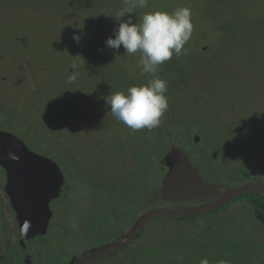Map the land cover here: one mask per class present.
Returning a JSON list of instances; mask_svg holds the SVG:
<instances>
[{
    "label": "rangeland",
    "instance_id": "obj_1",
    "mask_svg": "<svg viewBox=\"0 0 264 264\" xmlns=\"http://www.w3.org/2000/svg\"><path fill=\"white\" fill-rule=\"evenodd\" d=\"M214 1L216 0H211L212 3ZM211 2L148 1L154 12L160 6L167 8L166 12L169 13L181 7L191 10V38L185 44L182 54H174L171 60L160 65L156 75L161 76L166 70V64H169L166 76L182 83L173 84L178 89L181 87L176 93L168 85V104L172 97L183 96L184 91L186 94L194 92L201 97V103L206 100L205 103L211 104L207 108L199 106L200 112H204L205 119L209 122L202 121L200 117V120L195 118L179 103H175L180 107L175 106L170 115L182 117L184 127L174 120L169 122L163 116L162 131L140 129L144 134L133 141L129 133L135 130L112 115L104 97L115 92H126L131 86L146 84L153 77L142 73L138 65L139 53L127 54L123 46L114 54H110L113 49H107L108 56L102 58V62L98 59L91 60L94 56L91 53L94 47L91 48V45L95 44L97 37H103V42H106L118 23L126 20L125 17L121 21L115 20L119 8L126 6V0H0V54L2 50L5 53L0 55V132L16 135L29 149L56 162L68 185L66 195L52 202L55 213L48 218V233L29 237L36 236L38 239L37 242L27 243L25 247L26 250L31 249L29 251L32 259L35 258L33 260L70 261L74 254H82L84 250L112 243L125 235L144 211L155 205L167 204L163 199L152 198L149 193L155 190L158 177L169 172L166 166L169 165L168 162L161 163V160L167 156V145L172 136L178 138L176 142L180 143L185 153L199 167L206 169H214L216 165L215 160L207 158L215 141L219 137L222 140L224 137H233V134L227 137L225 132L216 135L215 130H212L213 120H218L223 125L227 123L233 129L239 128V132L246 129L232 139L236 142L243 138L244 142L238 141L235 150V145L232 144L233 147L225 154V158L230 156L236 161V165L239 162L237 159L243 160V154L252 153L260 146L264 137V23L255 22L252 14L256 8V17L264 18V0L257 7L254 6L255 0H244L245 6H242L243 0H233L240 4L242 17L238 20L227 17L226 20L230 21L221 30L215 25L214 19L207 17L221 11L224 12L219 17L221 19L223 14H228L233 3L230 2L228 10H222ZM220 6L222 8L223 4ZM211 9L214 10L209 13ZM138 10L139 19L134 18L137 24L145 13ZM74 35L82 37L79 43L73 40ZM101 45L103 47L105 43ZM197 46L198 49L195 48ZM177 57L181 64H175ZM99 62L107 68L102 71ZM73 72L76 79L69 82L68 78ZM160 78L164 79L162 76ZM167 82L170 83L169 80ZM209 108H214L216 114H211ZM239 115H243L245 120L238 118ZM223 128L221 126L222 130ZM195 135H199V141H194ZM117 140L118 144H122L120 141L130 143L128 146L129 149L133 148L132 152L126 148L118 152L114 148ZM2 146L3 143L0 144V149ZM174 147L179 146L174 144ZM74 151L76 161L73 158ZM262 151L264 162V146ZM90 152L92 162H88V166L100 164L103 152L105 156H119L116 159L119 162L123 161L122 157L127 153H137L139 161L146 160L148 169L136 170L132 175L133 179L130 174H124L123 178L129 177L127 182L130 186L134 185L133 190L139 199L137 206L118 198L113 207L114 202L111 200L114 199L101 202L102 200L89 196L94 191L91 187L93 181H88L84 164L87 163L86 158ZM2 158L0 155V264H21L27 252L19 243L20 227L12 223L16 221L10 209H7L6 187L10 171L5 169L7 174L1 169L5 166ZM252 158L255 156L252 155L250 159ZM103 159L101 163L105 164L107 159ZM248 162L241 161V164L246 165L258 177L257 166L251 162L247 165ZM229 167L232 168L227 165L215 169V177L223 179L221 174L224 171L228 173V181L231 173ZM120 177L112 181L117 184ZM109 203L110 207H103ZM82 207L85 217L89 216L88 209L91 208L90 214L102 213L100 223L95 224L92 229L90 226L85 228L84 223L79 225L75 218ZM103 209H106L105 214ZM229 210L230 213L233 212L231 208ZM149 223L144 227L145 238L152 237L162 228L172 229V225L164 219L157 221L152 227H148ZM11 229L13 232L9 235ZM62 234L67 238L62 239ZM262 258L260 262H264V256ZM103 264L116 263L109 260Z\"/></svg>",
    "mask_w": 264,
    "mask_h": 264
},
{
    "label": "trees",
    "instance_id": "obj_2",
    "mask_svg": "<svg viewBox=\"0 0 264 264\" xmlns=\"http://www.w3.org/2000/svg\"><path fill=\"white\" fill-rule=\"evenodd\" d=\"M230 2L233 3V6H230L232 8L228 11V14L227 12L226 14H223L221 19L219 17L222 13H224L221 11H217L218 14L216 15L215 14L212 16L208 15L209 17H207V18H212L211 20L214 19V22H216L215 25L218 26L220 30L225 29L227 22L230 21V20H226L228 19L227 17H230L233 20H238L240 17H242L240 4H238V2H233V0H230ZM230 2L228 0H216L213 3L211 2V4H213L214 6L217 5L218 9L220 8L222 10H226V9L228 10ZM261 2H263V0H255L254 6L257 7L260 4H263ZM221 3L223 4L222 8L220 6ZM236 3L238 5H236ZM245 5L246 4L244 3L243 0L242 6ZM123 8L124 6L119 9L121 10ZM166 9L167 8L160 6L157 9V11L166 12ZM137 10L138 8H135L134 14L131 15H133L134 18L139 19L138 17L139 14ZM140 10L145 12H154V8L150 4H148L146 8H141L138 11L140 12ZM213 10L214 9L208 11L210 13ZM255 10L252 14V19H254L255 22L264 23L263 17H259V18L256 17ZM203 17L205 19V16ZM125 18L127 19V16H125ZM135 22L137 21L135 20ZM97 27H99L98 23H97ZM110 35H111L110 37H114V33L111 34L110 32ZM103 43H105L103 42V37L102 38L97 37L95 44L91 45L89 43L91 45V48L92 46L94 47V50L91 52L94 55L93 58H91L92 61L94 59H98L99 61L101 60L102 62L104 61V59L102 58L108 56L107 49L109 48H107L105 45H103L102 47L101 44ZM101 47L103 48L102 51L98 50ZM198 47L199 46L195 48L198 49ZM114 52H116V50L114 51L111 50L110 54H114ZM3 54L5 53L2 50L0 55L3 56ZM178 62L179 60L177 57L175 64H177ZM179 63L181 64V62ZM109 64H110V60H109ZM99 65L102 66V71L107 68L106 66H103L100 62ZM168 70H169V64H166V70L165 72L162 73L161 76L162 78L166 79V81L168 80L170 81L168 85L171 86L172 89H174L175 93L177 91L179 92L181 90V87H179L178 89V86H173V84L182 83V81L176 82V79L167 77L166 71ZM184 92L185 93L183 96L181 97L178 96L177 98L172 97L173 99L170 100V104H168V110L164 114V116L168 118V121L171 122L174 120L178 125H183V127L185 126L184 119L182 117L171 116L172 113L174 112L173 109L175 108L176 104L179 103L180 106L183 107V109L185 108L190 115L195 116V118L199 120L201 118L202 121L209 122L208 119H205L204 112H200L199 106L203 105L204 108H207V105L211 106V104L205 103L206 100H204L201 103L200 101L201 97L199 98L198 95L194 94V92L188 94H186V91ZM186 104L189 105L186 106ZM180 106L178 107L176 106V107L179 108ZM209 110L211 114H216V110L214 108L212 109L209 108ZM218 115L219 114H217L215 117L217 118ZM239 117L241 120H245L244 119L245 117L243 115H239L238 118ZM161 123L158 127L154 128L155 131H158V129L160 131L163 130V124ZM221 126H224L223 130L221 129ZM212 130H215L216 135L225 132V135L227 137L229 134H233V137L235 138L236 136L242 134V132H245L246 129L243 130L242 132H239L240 130L239 128L233 129V127L231 128L230 126H228L227 123L223 125L220 124V121L218 122V120H213ZM213 133L214 132H212V134ZM142 134L144 133L143 131L141 133L140 130H135L131 134L129 133V135H131V137L133 138V141H135L134 138L136 139L137 136ZM233 137H230L229 139L228 138L225 139L224 137L223 140L219 137V139L215 141V144L211 146L210 148L211 151L208 154L207 158H209L210 161L211 159L215 160L216 165L214 169H208V168L206 169L203 167H199L196 164L195 160L191 156L185 153V149L183 150L180 143L176 142L178 140L176 136L174 137L172 136L170 138V142L167 145L168 146L167 156L165 157V159L161 160V163L168 162L172 152L173 145L177 144L182 150V152L187 155L189 162L193 165L195 171L197 172V176L200 179L201 184L205 187L212 188L217 192L225 191L231 187L242 185L250 180L257 179V177H255V175L253 174L252 170L248 169L246 165L241 164V161L244 162L249 161L253 165L257 166L258 168L257 172L259 174L258 175L259 178L257 180L259 179L264 180V162L262 161L263 160L262 149L264 146V137L260 146L256 147L252 153L246 152L245 154L242 155L243 160L242 158L237 159L239 160L237 165L235 164L236 161H234L230 156H227L225 158V154L227 150L230 151V149L233 147L232 144L235 145L234 146V150H235L238 146L237 145L238 141L244 142L243 138L242 140H238L234 142L232 141V139H234ZM120 142L124 145V147L122 144H118V140L116 145L114 146V148L118 149V152L123 150V148L124 149L126 148L129 151L133 149V148L129 149L130 147L128 145H131L130 143L123 141ZM126 152H124V154H126ZM103 154L104 155H101L102 160H100V164L98 165L95 166L87 165L88 162L89 163L92 162L91 152L89 154V157L86 158V162H87L85 163L86 165L83 162H79L84 164V168L86 169V173L88 174L87 176L88 181L89 180L93 181V185H91V187L93 188L94 191L92 195L89 194V196L91 198L95 197L96 200L97 199L102 200L101 202H103V200L107 201L110 199H114L113 201L111 200V202H114L113 207H115L114 206L116 205L115 201L118 198H122L126 200V202H128L130 205L137 206V202L139 201V199L137 198L136 193L134 191L135 190L134 185L130 186V184L127 182L129 177L127 179H123V178H124V174H130L131 175L130 177L133 179L132 175L134 176L136 170L138 172L139 170L141 171L142 168L148 169L146 165V160L143 159L139 161L140 159L137 158L138 156L137 153H132V154L127 153L126 156L122 157L123 161L120 160L119 162L116 161L117 157L119 158V156L116 157L115 155H113V157H109V156H105L104 152ZM252 155L255 156L254 159L253 158L250 159ZM76 157L77 156L74 151V155H73L74 160ZM104 157L107 159L105 164L101 163L104 160L103 159ZM88 159L91 160L88 161ZM111 161H115V162L112 163ZM117 162L119 163L117 164ZM249 162L246 164L248 165ZM100 165H104V166H100ZM227 165L232 166V168L229 167L231 169L230 171L231 173L229 172L230 173L228 180L229 182L226 181L228 177V173H224V171L221 174L224 178L223 179L221 178L220 181L219 177H215L214 174L216 172H214V170L220 167L222 168L223 166L226 167ZM234 165L236 167H234ZM166 166L169 169V166L167 164ZM1 169L3 170V172L6 171L4 167H2ZM105 169H107L106 173H105ZM118 176H121L120 177L121 179L120 182L116 184L112 180L114 178H117ZM158 180L159 182L156 183L155 190L149 193V196L151 195L152 198L154 199H163L165 201H170L175 204L184 203L187 205L190 204L195 205L198 203L212 200L214 198V195H209L208 197L205 198H199L198 189H195L190 193H189V189H187L186 187H180L181 189H178V187L174 185L173 182H175V180H172V177L170 176L169 172H166L161 177H158ZM67 190H68V185L64 183L62 186V191L60 196L58 198H55L54 201L59 198H63V196L66 195ZM140 192L141 191H139V193ZM237 200L239 202H237ZM2 201H4V199ZM232 204H234L233 207ZM103 207L104 208L110 207V203L106 204ZM154 207H156V205ZM229 208H231V210L233 211L232 213L229 212L230 211ZM91 209H88L89 216L85 217V215L83 214L84 212L83 207L80 208V213H78L75 218L77 219L79 225L84 223L85 228L90 226V228L92 229L95 226V224L100 223V218L102 216V213L101 214L98 213L97 215H94L93 213L90 214ZM51 212H52L51 215L55 213L54 208L52 209V207H51ZM102 212L105 214L106 209H103ZM75 215L76 213L74 214V216ZM162 219L167 220L172 225V229L162 228L160 229L159 232L155 233L152 237L149 238L144 237L145 229H143L140 232V234L130 244L118 250L117 252L109 255L105 259L91 264H103L109 260L114 261L116 264H122L124 262H126V264H200V261L205 258L209 261V264H221L222 261L224 262V264H264V262H260L263 259L262 257L264 256V193L243 194L235 198L233 201L203 214L183 215V216H157L150 221L148 227L154 226L157 223V221ZM84 220H86V222H84ZM71 229L73 230V228ZM12 232L13 230L11 229L9 235H11ZM60 232L64 233V231H60ZM47 233L48 232L46 231L44 235ZM65 237L66 235L64 234L61 235L62 239H64ZM28 241L34 242L33 240H28ZM29 250L31 251V249ZM29 250H27V252H29L30 254ZM90 251L91 249H88L83 254H88L90 253Z\"/></svg>",
    "mask_w": 264,
    "mask_h": 264
},
{
    "label": "water",
    "instance_id": "obj_3",
    "mask_svg": "<svg viewBox=\"0 0 264 264\" xmlns=\"http://www.w3.org/2000/svg\"><path fill=\"white\" fill-rule=\"evenodd\" d=\"M195 135V141H199ZM0 149L2 163L10 171L7 185V194L16 210V217L22 232L21 240L33 237L38 233L47 231V221L51 217L50 202L58 198L65 183L61 167L49 158L29 149L16 135L0 132ZM12 153V156H9ZM6 155V158H4ZM8 156V157H7ZM8 160V163L6 162ZM9 164V165H8ZM169 174L174 185L186 187L189 193L199 190L198 197L205 198L215 195L216 198L195 205L176 204L156 206L144 211L134 226L123 236L110 244L91 249L90 253L75 258L68 264H91L117 252L130 244L144 229V227L157 216H183L203 214L212 211L230 199L244 193H264V182L245 183L234 186L224 192L205 187L201 184L193 165L179 147L172 149L168 160ZM8 174V172H7Z\"/></svg>",
    "mask_w": 264,
    "mask_h": 264
},
{
    "label": "clouds",
    "instance_id": "obj_4",
    "mask_svg": "<svg viewBox=\"0 0 264 264\" xmlns=\"http://www.w3.org/2000/svg\"><path fill=\"white\" fill-rule=\"evenodd\" d=\"M147 6L148 0H126V6L117 13L115 20L121 21L125 16L127 19L118 23L113 30L114 37H109L105 42L107 48L117 52L123 46L127 54L139 53L138 65L142 73L153 77L146 84L131 86L126 92H115L104 97L112 115L132 130H152L160 125L161 118L168 110V82L156 73L159 66L171 60L174 54H182L193 32L191 10L186 7L177 8L171 13L145 12L137 24L131 14H134L135 8ZM81 38L79 35L73 36L77 43ZM68 79L69 82L75 81V72ZM200 264H209V261L205 258Z\"/></svg>",
    "mask_w": 264,
    "mask_h": 264
},
{
    "label": "flooded vegetation",
    "instance_id": "obj_5",
    "mask_svg": "<svg viewBox=\"0 0 264 264\" xmlns=\"http://www.w3.org/2000/svg\"><path fill=\"white\" fill-rule=\"evenodd\" d=\"M259 177H257V179H258ZM257 179H254V180H250V181H248L247 183H252V182H264V180H261V179H259V180H257ZM219 180L221 181V178H219ZM245 184V183H244ZM239 186V185H238ZM226 191V190H225ZM219 192H224V191H219ZM252 193H261V192H252ZM244 194H246V193H244ZM241 195H243V194H240V195H238V196H241ZM238 196H236V197H234V198H232V199H230L229 201H227L226 203H224L223 205H225V204H227V203H229V202H231V201H233L235 198H237ZM214 198H216V196L214 195ZM213 198V199H214ZM7 201H8V203H7V209H10V212L12 213V215L14 216V219H15V221H16V223H14L12 220L13 219H11V221H12V223L13 224H15L18 228L20 227L19 226V223H18V220H17V217H16V210H15V207L13 206V204H12V202H11V199H10V197H9V195H8V199H7ZM54 201V199L50 202V208L52 207V202ZM166 202H168L167 204H165V205H176L175 203H172V202H170V201H166ZM237 202H239L238 200H237ZM236 202V203H237ZM234 203V202H233ZM179 204H184V203H179ZM190 205H192V204H190ZM233 205L234 204H232V207H233ZM222 206V205H221ZM53 209V208H52ZM19 230V232L20 233H18V236H20L19 238H20V245L22 246L21 248L23 249V250H25L26 252H27V250L25 249V247H26V243H28L29 241L28 240H33L34 242H37L38 241V239H36V236L34 237V238H28V239H25V240H21V238H22V232L20 231V229H18ZM48 230V229H47ZM40 235H42V233H40ZM40 235H38V236H40ZM86 252V250H84L83 251V253H85ZM83 253L82 254H74L73 256H72V259H70V261H67V262H56V261H52V262H38V260H33V259H35L34 257H33V259H32V256H31V254H29V252H27L26 253V258L24 257V260H23V263H21V264H68V263H70L72 260H74L75 258H79V257H82L83 256ZM103 259H105V258H103ZM103 259H101V260H103ZM101 260H99V261H101ZM98 262V261H97ZM94 263V262H93Z\"/></svg>",
    "mask_w": 264,
    "mask_h": 264
}]
</instances>
